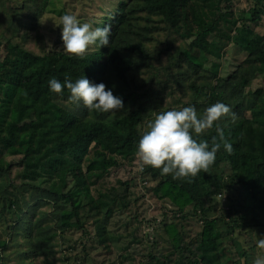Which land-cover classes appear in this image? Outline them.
<instances>
[{
	"label": "trees",
	"instance_id": "trees-1",
	"mask_svg": "<svg viewBox=\"0 0 264 264\" xmlns=\"http://www.w3.org/2000/svg\"><path fill=\"white\" fill-rule=\"evenodd\" d=\"M3 1L0 0V14L7 8ZM98 1L105 3V0ZM228 3L229 0H109V5L101 9L104 15L99 16V9L98 15L87 23L93 27L107 25L110 43L86 53L83 59L64 52L60 39L55 46L46 47L41 21L44 0L25 1L18 11L8 15L9 26L0 34V44L4 40V55L0 59V199L5 198L3 207L7 206L10 214L17 215V221L8 225L10 236L13 242L22 237L29 245L21 253L28 264L39 261L45 247L57 237L63 238L70 229L83 227L80 212L84 207L92 213L93 223L101 228L98 227L100 232H105L111 218L127 212L137 202L135 195L129 193L132 176L118 180L117 187L113 185L98 197L92 193L89 179L108 175L109 154H135L136 143L147 130L142 124L147 109L142 104L114 117L72 102L67 90L62 89L60 95L51 93L47 81L56 78L62 82L65 77L74 81L83 75L92 83H104L106 88L114 86L113 94L122 98L123 106L135 104L140 98L137 92L140 85L135 83L133 73H139L148 60H154L145 48L150 41L148 33H158L163 28L183 40L193 38L188 51L197 50L205 55L219 57V51L232 43L248 56L246 61L253 68L250 76L257 73L264 77V34H256L247 25L260 20L264 0H256L257 5L247 12H235ZM141 14L147 16L146 21L158 17L156 28H140L137 23L142 20ZM13 27L19 28L12 31ZM216 36L222 42L220 46L209 42ZM40 45L42 52L38 51ZM181 61L182 56H178L176 63L168 64L169 77L173 68L182 69ZM176 77L169 84L175 89L181 87L177 79L184 75ZM157 84L162 86V81ZM247 87V74L242 73L239 83L223 80L206 89L189 83L185 93L174 91L167 96L182 94L184 97L191 92L196 102H204L205 108L216 102L229 106V114L216 123L231 142L233 151L228 154L222 148L218 150L207 173L202 171L195 177L173 179L147 166L144 171H137L141 182L146 178L153 183L146 190L160 208H164L163 202L169 206L163 217L170 214L172 221L165 222L163 230L173 250H180L183 241V233L177 231L174 220H186L198 212L203 217L200 235L192 245L199 251L195 264L198 261L199 264H247L246 253L235 261L230 255L233 251L225 252L222 244L229 240L236 250L237 240L230 237L233 228L238 226L242 230L254 226L255 218L249 217V211L241 213L243 192L253 199L259 195L264 213V97L258 98L263 88L246 92ZM157 90L154 98L159 109L165 103L160 91L165 90ZM148 98L150 107L152 98ZM214 136L215 127L199 138L211 144ZM90 153L91 159L86 163ZM39 179L54 180V189L39 190L42 195L33 202L17 192L20 181L28 190L32 187L34 190V183ZM215 194L222 195L227 203L221 205L215 216L209 217L203 211L204 201ZM46 207H52L54 215L49 211L40 216V210ZM67 209L74 215L72 223L62 215ZM218 222L230 227L226 236L221 235ZM122 257L131 260L134 255L125 253ZM165 260L169 261L166 256L149 251L142 256L140 264H166ZM183 263L182 255L173 261V264Z\"/></svg>",
	"mask_w": 264,
	"mask_h": 264
},
{
	"label": "rangeland",
	"instance_id": "rangeland-1",
	"mask_svg": "<svg viewBox=\"0 0 264 264\" xmlns=\"http://www.w3.org/2000/svg\"><path fill=\"white\" fill-rule=\"evenodd\" d=\"M28 0H4L3 4L6 5V12L0 14V34L4 33L9 26V16L12 13L18 11L23 3ZM225 1V0H224ZM109 5V0H105L102 3L98 0H44V9L42 17V33L46 38V47L55 46L58 39L60 38V29L56 27L58 23V17L63 14L75 15L81 22H87L91 20L97 14V11L104 9L105 6ZM228 5L236 10L235 12H247L249 9L255 7L256 0H229ZM105 11L101 10L99 16L104 15ZM212 14L210 18L212 19ZM142 17L139 24L137 25L142 28L143 26L155 27L159 22L158 17L149 18V22L145 20L147 17L144 14L139 15ZM17 24V22L12 21ZM247 25L254 30L258 35L264 34V12L261 14L260 20L256 22H248ZM93 26V25H92ZM19 27H13V30H18ZM162 31L156 33L151 31L148 33L149 42H146L145 48L149 56L154 59L153 61H147L143 69L139 73H133L135 83L140 85L137 90L139 92V101L135 104H126L122 109L116 112V116H122L132 110H135L137 106L141 105L147 109V112L143 116V128L146 129L148 123L154 118L155 112L171 109H180L184 105L195 106L198 113H203L205 107L204 102L201 100L196 102L191 92H187L184 97L182 94L172 95L167 97L174 91L186 92V85L189 83H195L197 87L206 89L217 83H221L223 80L235 84L240 82V74H247L249 87L245 88V91L250 90L254 92L258 89H264V77L260 74H254L250 76V72L253 69L250 63L246 61L247 55L243 51L237 49L232 43L224 47L219 51V57L214 55H205L204 53L192 50L188 51V45L193 38L183 40L179 36H175L170 30L163 28ZM224 30V27H221ZM11 31V32H12ZM232 35V34H231ZM0 44V59L4 55L3 41ZM210 43L221 45V41L216 36L214 39H209ZM58 43V42H57ZM60 47V46H59ZM38 51L42 52V45L38 46ZM178 56H182V69H172V76L169 77L166 68L169 63H176ZM217 66V70L213 71V66ZM166 66V67H165ZM165 67V68H164ZM238 71V73H236ZM184 75V77L177 80L181 81L180 88H173V85H169L171 79L177 78L176 75ZM162 81V86L157 83ZM172 86L171 90L169 87ZM130 90L133 86L129 87ZM164 89L165 92H161V96L165 98L164 106L159 109L156 108L155 95L159 90ZM209 88V89H210ZM249 88V89H248ZM262 89L261 95L258 97L262 99L264 97V90ZM244 92V93H246ZM152 98V104L148 106L149 98ZM182 100L185 103L180 104ZM179 103V104H178ZM155 104V105H153ZM198 105V106H196ZM199 107V109L197 108ZM115 117V116H114ZM90 153L86 159H91ZM109 173L108 175L102 176L99 174L97 178L89 179L91 184V191L96 197L98 194H103L110 190L111 187H117L118 180H126L131 176L134 177L131 181L133 183L129 186V193L134 194L137 202L131 204L127 209V212L122 214H116L107 223V230L100 232V227L93 223V215L88 211V207H84L80 215L83 222L81 229H70L67 231L63 238L57 237L56 240L49 246H46L42 253L44 255L35 264H140L141 258L144 254L149 251L156 254L166 256L169 261L166 264H173V261L178 255L183 256V264H195L199 251H195V247L192 246L193 242L197 240L200 235L202 228L203 217L198 212L196 215L189 216L186 220H174L175 226L178 232L183 233V241L181 249L173 250L171 241L167 238V234L164 233L163 225L172 221L171 215L168 214L163 217L165 208L168 210L169 206L166 202L160 204L150 195L146 190V187L151 186L149 180L144 178L140 181V176L137 171L140 169L141 162L135 154L131 155H116L109 154ZM228 167V166H227ZM14 177V176H11ZM142 177V175H141ZM68 179H70L68 177ZM146 180V181H145ZM34 183L36 187L34 190H29L20 181L17 192L24 194L25 199L28 201H36L40 198L42 193L39 190H52L55 187V181L39 179ZM32 184V186H34ZM70 186V185H69ZM71 187V186H70ZM31 190V192H30ZM18 193V194H19ZM243 209L241 213L252 211L249 217L255 218L253 227H244L242 230L238 226L234 227L230 237H234L235 248L231 246V242L226 240L223 242V248L225 252L233 251L230 254L233 260H238L242 254L247 255V264H253V260L264 256V249H260L256 246V240L264 237V213L261 207L259 195L256 199H253L250 195L242 193ZM5 198L0 199V264H28V259H24L21 253L24 249H27L29 245L23 242L21 237H18L14 242L11 240L9 223H15L17 221L16 214H10L11 212L7 209V206L3 207ZM226 200L222 195L215 194L207 197L204 201V213L209 217H213L219 212L221 205H224ZM56 204V203H55ZM58 204V203H57ZM56 204V205H57ZM225 206V205H224ZM25 209L28 207L24 206ZM58 207V206H57ZM227 207H230L227 204ZM54 208V205H53ZM53 208L46 207L40 210L39 215L44 216L49 211L50 215L53 214ZM228 209V208H227ZM63 212V217L70 223L74 222V215L70 210ZM167 213V212H166ZM104 212H101L103 217ZM39 217V216H38ZM76 219V218H75ZM80 219V218H79ZM217 219V218H216ZM127 222V224H124ZM242 225L241 221L239 222ZM221 235L227 234L231 229L226 228L220 222L217 223ZM100 229H99V228ZM148 237V238H147ZM110 239V240H109ZM155 246V247H154ZM188 248V249H187ZM3 252H2V251ZM132 253L134 258L124 260L122 255ZM129 261V262H128ZM241 261L243 259L241 258ZM200 261L196 262L199 264ZM242 263V262H241Z\"/></svg>",
	"mask_w": 264,
	"mask_h": 264
},
{
	"label": "clouds",
	"instance_id": "clouds-1",
	"mask_svg": "<svg viewBox=\"0 0 264 264\" xmlns=\"http://www.w3.org/2000/svg\"><path fill=\"white\" fill-rule=\"evenodd\" d=\"M56 27L60 29L63 51L71 57L83 59L86 53L98 51L110 43L107 25L93 27L72 14L59 16ZM47 85L49 91L57 95L62 93V89L67 90L72 102L82 104L90 111L116 116V112L123 108L122 98L113 94L114 86L106 88L104 83H92L83 75L74 81L68 77L62 82L50 78ZM154 112V119L136 143L135 155L141 162V172L147 166L158 169L160 175H171L173 179L195 177L199 172H208L221 148L228 154L232 153L231 142L216 123L229 114L228 105L216 102L205 108L203 113H198L191 105ZM214 127L216 136L211 144L199 138ZM256 246L264 249V237L256 240ZM253 264H264V256L254 259Z\"/></svg>",
	"mask_w": 264,
	"mask_h": 264
}]
</instances>
